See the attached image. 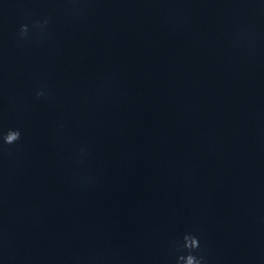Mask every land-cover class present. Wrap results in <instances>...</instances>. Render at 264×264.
<instances>
[{"label": "water", "instance_id": "water-1", "mask_svg": "<svg viewBox=\"0 0 264 264\" xmlns=\"http://www.w3.org/2000/svg\"><path fill=\"white\" fill-rule=\"evenodd\" d=\"M10 128L0 264H135L264 211V0H0Z\"/></svg>", "mask_w": 264, "mask_h": 264}, {"label": "clouds", "instance_id": "clouds-1", "mask_svg": "<svg viewBox=\"0 0 264 264\" xmlns=\"http://www.w3.org/2000/svg\"><path fill=\"white\" fill-rule=\"evenodd\" d=\"M49 24L48 19H44L43 21H36L33 23L32 27L34 29H43ZM30 34V28L28 24H21L18 29V38L21 40L28 39ZM36 97L45 96V92L43 90H38L35 93ZM21 139V131L19 129H8L0 140H2L3 146H11L14 145L17 141ZM172 247L181 253L176 257V264H207V260L204 255H202V246L200 243V239L197 235H194L191 232L185 233L182 237V242L173 240L171 242Z\"/></svg>", "mask_w": 264, "mask_h": 264}]
</instances>
